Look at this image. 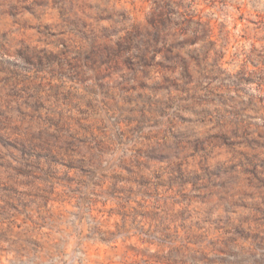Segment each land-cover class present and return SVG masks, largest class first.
Returning a JSON list of instances; mask_svg holds the SVG:
<instances>
[{
	"label": "rangeland",
	"instance_id": "374dc122",
	"mask_svg": "<svg viewBox=\"0 0 264 264\" xmlns=\"http://www.w3.org/2000/svg\"><path fill=\"white\" fill-rule=\"evenodd\" d=\"M0 264H264V0H0Z\"/></svg>",
	"mask_w": 264,
	"mask_h": 264
}]
</instances>
